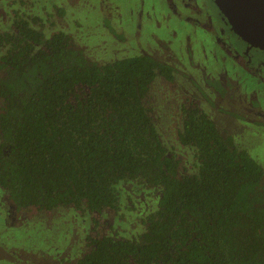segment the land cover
<instances>
[{
  "label": "trees",
  "instance_id": "trees-1",
  "mask_svg": "<svg viewBox=\"0 0 264 264\" xmlns=\"http://www.w3.org/2000/svg\"><path fill=\"white\" fill-rule=\"evenodd\" d=\"M11 1L0 17V188L13 208L115 214L131 184L157 194L143 229L97 234L74 264H264L262 165L196 105L179 112L184 160L153 120L150 85L172 81L173 67L146 53L93 60L27 0Z\"/></svg>",
  "mask_w": 264,
  "mask_h": 264
},
{
  "label": "rangeland",
  "instance_id": "rangeland-1",
  "mask_svg": "<svg viewBox=\"0 0 264 264\" xmlns=\"http://www.w3.org/2000/svg\"><path fill=\"white\" fill-rule=\"evenodd\" d=\"M193 1L184 8L182 0H27L24 9L42 17L47 26L68 33L98 62L146 53L171 64L173 80L155 77L148 104L160 135L175 145L179 159H185L175 140L181 105L195 104L219 129L234 133L235 141L264 170V119L258 124L243 114L245 104L264 114V50L251 44L240 55L242 63L227 58L193 15L207 11V21L216 22L219 12L210 0ZM8 4L13 6L12 1L0 0L4 21L12 9ZM226 32L230 49L245 47L244 41ZM207 80L231 98L223 103L209 90ZM4 193L0 188V264H74L97 234L128 237L141 231L140 219L154 209L157 200L151 190L124 184L117 212L98 215L73 207L17 211Z\"/></svg>",
  "mask_w": 264,
  "mask_h": 264
},
{
  "label": "flooded vegetation",
  "instance_id": "flooded-vegetation-1",
  "mask_svg": "<svg viewBox=\"0 0 264 264\" xmlns=\"http://www.w3.org/2000/svg\"><path fill=\"white\" fill-rule=\"evenodd\" d=\"M182 1H183L182 3L184 5V8H186L189 5V3L191 1H193V0H182ZM193 2H196V0H194ZM210 2L213 4L214 8L217 9V11L219 12V19H218V21L214 22L212 19H210V20L207 21V18H206V16L208 15V12L207 11L198 10V11H195L193 13V15H195L196 17H198V21H199L198 24H199V26L203 27V29H205V30H208V34H210L209 37H211L214 40V42H216L217 45H219L223 49L222 50V53L223 54H226L227 55V58L236 59L237 60V63L238 62L239 63H242V57L240 55L243 54V53L246 54L245 48L247 46H250L251 44L252 45H256V44L251 43V42L245 40L244 38L240 37L239 35H237L231 29V26L228 23L227 19L224 17V15L219 11V9L217 8V6L215 5L214 0H210ZM207 3H208V1H207ZM226 29L228 30V32H230L234 36V38L240 39V41H244L245 47H240V46H235L234 47L233 46L232 47L233 49H230V47H229L230 45L228 43L229 42V37H228V33L226 32ZM226 36L228 37V41L226 39ZM225 39L227 41V44L225 42ZM256 46L260 47L259 45H256ZM260 48L264 50V48H262V47H260ZM233 51H235L236 53H234ZM169 65H171V64H169ZM207 82L212 87V89L209 88V90L212 91V93L215 94L216 96H220L223 99L222 100L223 103L226 102V101H228L231 98V97L227 96L228 93L227 94H224L217 87H214L212 84H210V82L208 80H207ZM204 84H205V87H207V83H206L205 79H204ZM223 95H226V96L224 97ZM190 105L192 106V105H195V104H190ZM243 114L248 119H254V120L257 119V123L258 124H259L260 121H262V119H264V114L260 110V108H254V107H252L250 105H247V104L244 105ZM262 126H264V125H262ZM230 132L231 131H229V133ZM233 134L234 133H232L231 135H233ZM233 137H234V135H233Z\"/></svg>",
  "mask_w": 264,
  "mask_h": 264
},
{
  "label": "water",
  "instance_id": "water-1",
  "mask_svg": "<svg viewBox=\"0 0 264 264\" xmlns=\"http://www.w3.org/2000/svg\"><path fill=\"white\" fill-rule=\"evenodd\" d=\"M231 29L264 48V0H214Z\"/></svg>",
  "mask_w": 264,
  "mask_h": 264
}]
</instances>
